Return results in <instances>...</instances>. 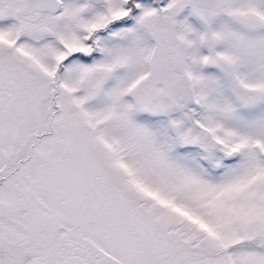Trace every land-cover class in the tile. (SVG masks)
I'll return each mask as SVG.
<instances>
[{
	"label": "snow or ice",
	"instance_id": "obj_1",
	"mask_svg": "<svg viewBox=\"0 0 264 264\" xmlns=\"http://www.w3.org/2000/svg\"><path fill=\"white\" fill-rule=\"evenodd\" d=\"M0 264H264V0H0Z\"/></svg>",
	"mask_w": 264,
	"mask_h": 264
}]
</instances>
